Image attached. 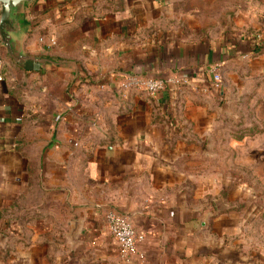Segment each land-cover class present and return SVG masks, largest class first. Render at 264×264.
<instances>
[{
	"label": "crops",
	"instance_id": "0c3cea01",
	"mask_svg": "<svg viewBox=\"0 0 264 264\" xmlns=\"http://www.w3.org/2000/svg\"><path fill=\"white\" fill-rule=\"evenodd\" d=\"M24 17L21 50L75 68L30 73L0 45L6 234L17 215L37 222L39 252H57V264L241 263L217 241L231 243L237 224L229 204L205 202L199 130L219 109L204 102L224 93L212 69L264 75V0H35ZM134 75L176 84L154 97L124 90ZM112 211L144 237L128 259L107 232Z\"/></svg>",
	"mask_w": 264,
	"mask_h": 264
},
{
	"label": "rangeland",
	"instance_id": "374dc122",
	"mask_svg": "<svg viewBox=\"0 0 264 264\" xmlns=\"http://www.w3.org/2000/svg\"><path fill=\"white\" fill-rule=\"evenodd\" d=\"M51 41L47 44L53 48L56 42ZM28 71L35 73L37 67L30 63ZM219 77L223 95L215 93L212 102H204L217 104L219 109L212 112L209 106L208 122L199 130L206 135L204 199L210 203L220 200L222 207L229 204L235 216L237 228L225 236L231 243L222 244L220 238L221 247L230 245L231 252L242 260L238 264H244L247 257L260 264L264 261V75ZM19 220V215L13 217L16 232L9 236V223L0 215V264H57V252H39L44 238L33 235L37 222L20 226ZM20 227L23 232L19 233ZM209 257L195 258L190 264H225L223 256L222 261L213 254Z\"/></svg>",
	"mask_w": 264,
	"mask_h": 264
},
{
	"label": "water",
	"instance_id": "95a60500",
	"mask_svg": "<svg viewBox=\"0 0 264 264\" xmlns=\"http://www.w3.org/2000/svg\"><path fill=\"white\" fill-rule=\"evenodd\" d=\"M35 0H0V45L8 57L19 65L33 63L38 69L75 68L74 63L62 62L53 58H37L26 55L21 50V41L28 24L24 17L25 9ZM75 243L74 236L71 237Z\"/></svg>",
	"mask_w": 264,
	"mask_h": 264
},
{
	"label": "built area",
	"instance_id": "2783aa9c",
	"mask_svg": "<svg viewBox=\"0 0 264 264\" xmlns=\"http://www.w3.org/2000/svg\"><path fill=\"white\" fill-rule=\"evenodd\" d=\"M256 40H260V37H255ZM51 41V40H50ZM52 41L50 45H52ZM246 58V57H244ZM213 87L216 90L221 88L220 77L217 73V69L211 70ZM3 79L0 76V82ZM168 84H176L174 80H153L143 76H126L122 82V88L126 91H135L145 93L148 96L154 97L163 92ZM105 223L107 232L117 244L120 257L122 259H128L130 255L136 252V248L139 243L144 239L143 236L137 235L130 224V222L116 214L115 212H108L105 215Z\"/></svg>",
	"mask_w": 264,
	"mask_h": 264
}]
</instances>
